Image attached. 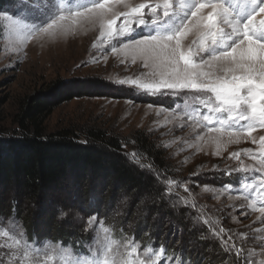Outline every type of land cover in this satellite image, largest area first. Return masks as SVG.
Returning a JSON list of instances; mask_svg holds the SVG:
<instances>
[{
    "label": "rangeland",
    "instance_id": "374dc122",
    "mask_svg": "<svg viewBox=\"0 0 264 264\" xmlns=\"http://www.w3.org/2000/svg\"><path fill=\"white\" fill-rule=\"evenodd\" d=\"M46 2L47 0H39L40 5ZM129 2L135 5L142 0ZM23 3L24 0H3L0 13L23 15L24 10L21 8ZM116 7L117 10H125L122 6ZM122 19L120 18L114 26V31L118 30ZM0 28V131L9 134L15 130L16 125L11 122L12 115L21 97L42 90L54 80L74 82L85 78H99L110 87L108 95L74 98L60 104L45 118L43 122L45 133L67 127L74 129L96 127L106 130L107 133L118 134L126 145L125 153L137 151V137L147 138L163 152L176 173L173 177L160 170L167 178L180 182L179 186L172 185V190L181 198H186L189 204L195 201V206L190 207L191 210L203 214L214 227L212 230L223 227L231 231L237 246L243 244L245 255L254 256L256 264H264V255H261L264 252V244H261V241H264V221L258 222L264 217V213L258 210L261 203H264V190L262 191L264 185L260 183L264 180V171H260L262 168L260 137L264 136V128L257 125L251 136L241 131H237L235 136H229V131H232L231 122L225 117L222 132H209L204 127L206 122L196 111L199 109L207 112L208 109L193 96L177 97L167 94L168 90H164L165 94H149L135 86L119 85L116 81L120 79L131 78L150 82L158 77L152 74L151 61L148 68L143 67L142 58L134 56L127 49H122L119 44H116L117 50L113 52L112 44L120 38L101 37L99 23L85 22L74 31L68 30L54 37L45 34L29 36L27 30L0 16ZM140 34L141 32H138L137 36ZM191 39L190 37L186 40L185 45ZM215 126L221 127L219 124ZM237 138L238 143L229 142ZM245 148L251 149V154H245L243 152ZM232 153H239V157L231 156ZM144 163H148V160H144ZM253 170H257L255 175L252 174ZM225 172L239 175L237 181L240 190L219 185L216 175H223ZM245 182L250 183L252 187H245ZM185 188L191 191L186 192ZM11 191L8 190V195L12 193ZM132 194L137 196L134 192ZM108 196L109 193L103 196L104 201ZM45 197L44 202L38 205L35 211L30 207L32 220L38 217L39 222L36 225L41 228L45 227L43 219H49L52 216L51 212L57 209L59 200L65 198L63 195L60 198L58 193H48ZM115 199L117 207L113 209L115 208L114 212L118 210L117 214L107 218L118 224L119 214L127 209L130 197L127 193H120ZM154 206L152 211L157 212L158 206ZM141 207L144 214L146 210L144 205H137L135 213L140 211ZM88 208L84 202L75 201L64 209L68 212L65 219L69 226L72 229L73 227L84 229L83 236L72 241L73 235L70 236L68 231L66 235L46 236V241L61 242L65 247L68 245L78 247L77 242H83L84 249L91 250L93 254L111 244L114 251L110 253V259H113L115 264H123V261L129 258L127 253L132 250L126 247L127 241L118 239L111 227L99 223L102 218L99 215L95 228L86 231L88 218L95 216L84 211ZM113 209L109 210V214L114 213ZM14 220L13 217L7 220L0 219V245L8 244L12 249H17L11 256L5 255L6 250H0L3 264H18V259H22L24 264H68L75 258L62 255L49 258L48 254L44 253L36 260L35 249L32 252L27 251L23 245H17L14 237L9 235L19 232L21 225ZM14 224L17 226L14 227ZM165 226V230L170 228V234L176 232V237L179 238L182 225L167 222ZM176 228L178 231H175ZM126 229L128 230L129 226H124V230ZM187 245L188 248L191 247L188 243ZM49 247L55 248L56 245L53 243ZM190 253L192 256H188L187 259L191 257L195 260L193 249H190ZM147 254L140 252L139 256L142 255L144 258ZM232 257L230 256V259L235 261L236 257L234 255ZM131 259H137L136 255L133 254ZM165 264H168L167 260Z\"/></svg>",
    "mask_w": 264,
    "mask_h": 264
},
{
    "label": "snow or ice",
    "instance_id": "6c2138e0",
    "mask_svg": "<svg viewBox=\"0 0 264 264\" xmlns=\"http://www.w3.org/2000/svg\"><path fill=\"white\" fill-rule=\"evenodd\" d=\"M116 6L125 10H117ZM21 8L23 15L4 12L0 16L27 30L29 36L45 34L54 37L68 30L74 31L85 22L99 23L101 37L120 38L112 44L113 52L119 44L122 49L142 58L143 67L148 68L151 61L152 74L158 77L150 82L120 79L116 81L119 85L135 86L149 94H165L164 90H168L167 94L177 97L193 96L208 109L207 112L196 111L206 122L204 127L209 132H222L225 117L231 122L229 136H235L237 131L251 136L257 125L264 128V0H142L135 5L129 0H47L44 5H40L39 0H24ZM120 18L123 19L119 28L114 31ZM138 32H141L139 36ZM190 37L192 39L185 45ZM229 142L238 143L239 140ZM243 152L251 154V149L245 148ZM125 156L131 164L165 184V196L172 195V185L179 186L180 182L167 178L146 153L134 150ZM231 156L238 158L239 153ZM260 160V171H264V136L260 137ZM256 171L253 170L252 174L255 175ZM260 183L264 185V180ZM244 186L252 187L248 182ZM185 191L191 190L185 188ZM16 203L12 201L13 212ZM181 203L185 208L195 206V201L189 204L186 198H178V202H172L171 206L179 209ZM258 210L264 213V203ZM67 215L68 212L60 210V218ZM97 220V216L89 217L86 231H92ZM261 221L264 217L258 222ZM204 223L210 222L206 220ZM9 235L27 251L35 249L36 260L46 253L49 258L54 255L75 257L68 264H115L110 259V253L114 251L111 244L93 254L84 249L83 242H77L78 247H65L61 242H42L35 236L29 238L22 225L18 233ZM212 236L220 240V247L226 255L236 257L231 264H256L254 256L245 255L243 244L237 246L231 231L219 227L212 230ZM201 239L206 240L207 236L201 234ZM53 243L56 247H49ZM126 247L132 250L127 253L129 258L123 264H165V260L168 264H202L205 259L208 264H213V256L185 260L183 251L177 253L174 249L169 255L165 245L159 249L154 244L145 247L137 245L135 239ZM0 250H6L7 256L17 251L8 244L0 245ZM141 250L148 253L143 259L139 258ZM133 254L137 259H131ZM0 264H3L2 259ZM18 264H24V261L18 259Z\"/></svg>",
    "mask_w": 264,
    "mask_h": 264
},
{
    "label": "trees",
    "instance_id": "16d2710c",
    "mask_svg": "<svg viewBox=\"0 0 264 264\" xmlns=\"http://www.w3.org/2000/svg\"><path fill=\"white\" fill-rule=\"evenodd\" d=\"M2 2L0 0V8ZM108 90L110 87L99 78L74 82L54 80L42 90L18 100L11 121L16 125L15 130L9 134L0 131V219L14 217L28 237L35 236L40 241H46V236L50 235H66L68 231L70 236L73 235V241L83 236L84 229H72L69 222L58 214L61 209L66 210L71 202H84L89 207L84 211L102 217L98 222L111 227L116 237L127 241V244L135 239L137 245L145 247L154 244L159 249L165 245L169 255L174 249L177 253L183 251L186 260L192 256L190 249H193L196 258L213 256V264L224 261V264H231L234 259L222 251L220 240L212 236L214 227L204 223L205 216L192 211L190 207L185 208L182 203L179 209L173 208L172 202H178L177 199L181 197L173 190L171 196H165V184L131 164L122 146L125 145L124 140L118 134L90 126L79 129L67 127L45 133L43 122L57 106L74 98L106 97ZM136 143L137 151L153 159L157 169L175 177L170 162L154 143L142 136L136 138ZM238 178L239 175L226 172L216 175L219 185L240 190ZM117 187L120 188L117 190ZM8 190H12L10 195ZM48 193H58L60 198L62 195L65 198L59 200L57 209L51 212L49 219L42 217L45 227L41 228L36 225L38 217L32 220L30 207L35 211ZM107 193L109 196L104 201L103 196ZM120 193H127L130 199L116 224L107 217L116 216L115 198ZM13 200L17 202L15 212ZM137 205H144V214L142 207L135 213ZM154 205L158 206L157 212L152 211ZM110 209H113V214H109ZM167 222L182 225L179 238L176 232L170 234V226L164 229ZM126 225L129 226L128 230H124ZM201 234L206 235L207 239L202 240ZM187 243L191 245L190 248ZM139 257L143 259L142 255ZM203 263L208 264V261Z\"/></svg>",
    "mask_w": 264,
    "mask_h": 264
}]
</instances>
